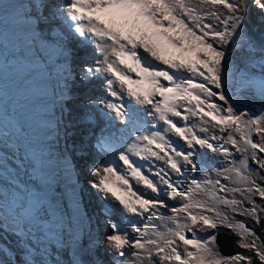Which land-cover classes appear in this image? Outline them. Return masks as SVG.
<instances>
[{"label":"snow or ice","instance_id":"1","mask_svg":"<svg viewBox=\"0 0 264 264\" xmlns=\"http://www.w3.org/2000/svg\"><path fill=\"white\" fill-rule=\"evenodd\" d=\"M253 8L264 27V0H0V70L18 77L11 111L0 83V231L16 245H0V264H63L67 249L70 264H264L254 227H264V32H248ZM75 44L94 55L78 71ZM75 78L107 97L76 117L107 121L87 188L58 147ZM221 227L252 254H222Z\"/></svg>","mask_w":264,"mask_h":264},{"label":"clouds","instance_id":"2","mask_svg":"<svg viewBox=\"0 0 264 264\" xmlns=\"http://www.w3.org/2000/svg\"><path fill=\"white\" fill-rule=\"evenodd\" d=\"M5 2H15V0H5ZM57 2L63 3V0H57ZM254 13L256 15H258L256 9L253 8L249 12L248 20L246 21V24H247L248 32L251 35H253L254 37H256L257 39H259L261 36V32H264V27L261 28L259 26V24L257 23L258 18L255 17ZM229 47H231V46H229ZM9 49H11V48L9 47ZM73 51L76 53V56L74 57V60L71 64V67L76 68L77 71H78V65L80 62H82L84 60H87L88 62H94V55L92 52V48L90 46L86 47L84 45L75 44V46L73 47ZM237 55H238V53H237ZM73 76L75 77V72H73ZM0 77L4 78V79H0V83H6L7 84L6 90L9 94L8 105H9V111H11L12 104H13V101H14V98H15L16 92H17L18 77L13 71H11V69L0 70ZM78 81H79V83H76L75 81L69 83L68 95L73 100L77 101L80 94H82V93H86V94H89L91 96H94V98H97V97L107 98L104 91L100 90V88H103V87L98 82H96L94 84V82H92V83L81 82L79 79H78ZM190 123H191V121H190ZM84 125H85V129L87 131V135L85 137L84 143L81 146L82 154H85V159L83 160L84 166L81 165L80 168L76 167V170L78 172H81V170H83L81 175L79 176V181H80V184L82 187L87 188L88 187V181H90L92 179V177L90 175L86 174L87 169H86L85 165L86 164L90 165L92 160L86 161V159H92L94 156H96L95 150L92 147V145L94 143L93 135H96V136L100 135L99 130L107 127V121L105 120L104 117L101 116L100 119L97 118L92 123L91 127H88L86 124H84ZM253 139H256V137L254 136ZM67 155L70 158V153L68 151H67ZM216 157L217 156H215V154H212V153H206V155H205V159H207L210 163H213V161L216 159ZM237 158H239V154H237ZM191 177L199 178L197 176L196 172H192ZM63 202L70 206L71 202L67 196H65V199ZM257 202L260 203L259 198H257ZM168 203L175 205L176 201L169 200ZM82 207L85 208L86 212H88L89 214L92 215L93 223L95 225L96 218H97V215L99 214V210H100V201L93 197V194L91 191H89L87 196L84 198V203H82ZM162 211H165L166 214L168 213L167 210L162 209ZM131 219L135 220L136 218L132 217ZM235 219L240 220V221H244L245 223L249 224V226H254V225H252V221L248 217H245L242 215H236ZM254 227H255L257 234L259 236H261V239H264V227H261V226H254ZM219 229H220L219 231L216 230L217 231V242L220 239L222 234L230 235V236L234 237L236 240V236L231 232L230 229L228 231H223V227H221ZM94 231H95V234L97 235V238H99L101 240L103 238V234L106 231H109L104 226L102 217H101V222H100L99 226L95 227ZM2 233L3 232L0 231V234H2ZM131 235L136 236L137 234L131 233ZM9 248L15 249L14 245L9 247ZM234 250H235V253L243 251V249L238 248L235 243H234ZM101 251H102V249H101ZM219 251L221 252L220 247H219ZM221 253L224 254L223 252H221ZM251 254L252 253H250L249 255H251ZM58 255H59V258L63 261V264H70V260L73 258V251L71 249H67L62 254H58ZM9 256H11V253H9ZM0 257H2V254H0Z\"/></svg>","mask_w":264,"mask_h":264},{"label":"bare ground","instance_id":"3","mask_svg":"<svg viewBox=\"0 0 264 264\" xmlns=\"http://www.w3.org/2000/svg\"><path fill=\"white\" fill-rule=\"evenodd\" d=\"M258 16H259V13H258ZM259 26L262 28L260 24ZM13 40H14V37L9 32L7 36V42L10 48H11V43L13 42ZM74 81L76 83H79L78 78L74 79ZM93 82L94 84L96 83V81H93ZM100 90H103V88H100ZM89 98H94V96H91L86 93H82L80 94L78 100L75 101L69 95H67V97L64 99V102H63L64 107H65V117L66 118L63 120L62 123L68 126L69 131H68V136L64 137L63 129L61 130V133H60L61 139L58 144V147L60 149H64L65 147H67L68 152L70 153V159L72 163L78 168H80L81 165L84 166L83 160L85 159V154H82L81 146L84 143L85 137L87 135V131L85 129V125L82 124L79 120H76V117L78 113L86 110V105H87ZM69 111L72 112V119L76 120L75 125L70 123L69 120L67 119V115ZM56 114L59 115L58 110ZM100 117H98V119H100ZM228 230L229 229L227 228H223V231H228Z\"/></svg>","mask_w":264,"mask_h":264},{"label":"water","instance_id":"4","mask_svg":"<svg viewBox=\"0 0 264 264\" xmlns=\"http://www.w3.org/2000/svg\"><path fill=\"white\" fill-rule=\"evenodd\" d=\"M234 243L235 238L227 234H222L217 242L221 252H223L226 256L235 254Z\"/></svg>","mask_w":264,"mask_h":264},{"label":"flooded vegetation","instance_id":"5","mask_svg":"<svg viewBox=\"0 0 264 264\" xmlns=\"http://www.w3.org/2000/svg\"><path fill=\"white\" fill-rule=\"evenodd\" d=\"M250 106H254L255 108H259L260 107V98L259 97H248V101H247ZM0 245H3L4 243H7L9 247L14 245V238L13 236L7 235L4 232L2 234H0Z\"/></svg>","mask_w":264,"mask_h":264},{"label":"rangeland","instance_id":"6","mask_svg":"<svg viewBox=\"0 0 264 264\" xmlns=\"http://www.w3.org/2000/svg\"><path fill=\"white\" fill-rule=\"evenodd\" d=\"M254 15H255V17L256 18H258V15H256L255 13H254ZM7 42V41H6ZM9 50V53H11V49H8ZM9 58H11V56L9 55ZM96 156H94L93 158H95ZM92 158V159H93ZM92 159H86V161H91ZM219 160H220V158L219 157H216V159L213 161V163H216V162H219ZM168 215H170L171 213L170 212H168L167 213ZM220 229H217V231H219ZM216 231V230H215ZM217 231H216V233H217ZM190 235V234H189ZM198 235H200L201 237H207L208 235H209V233H207V232H203V233H198ZM14 238V237H13ZM14 240H15V238H14ZM14 243V242H13ZM16 247V245H15V243H14V248ZM244 254H246V255H249L250 254V252H248V250H245V249H243V251H242ZM155 259V258H154ZM133 261H134V258H133Z\"/></svg>","mask_w":264,"mask_h":264}]
</instances>
